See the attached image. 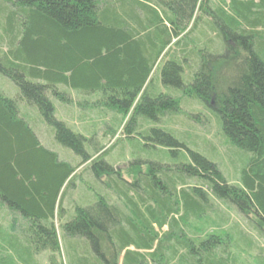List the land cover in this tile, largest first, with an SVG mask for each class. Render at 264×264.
Segmentation results:
<instances>
[{
	"label": "trees",
	"instance_id": "trees-1",
	"mask_svg": "<svg viewBox=\"0 0 264 264\" xmlns=\"http://www.w3.org/2000/svg\"><path fill=\"white\" fill-rule=\"evenodd\" d=\"M210 3L6 0L3 4L11 33L9 48L3 47L7 38L0 39V74L19 93L14 98L0 93V202L13 214L6 230L0 224V234L23 243L18 253L22 264H40L34 257L30 260L32 252H49L50 264H57L55 220L64 213L78 166L93 159L90 141L56 117L54 101L69 103L64 90L70 88L103 92L119 119L130 118L123 125L126 139H139L174 156L184 149L189 156V161L173 167L150 162L147 174L141 171V161L133 162V181L128 183L120 181L117 170L103 159L107 152L102 148L101 158L85 169L93 177L90 185L97 201L93 204L96 199L87 193L73 218L62 226L70 238L90 241L91 249L85 246L82 251L86 264H118L120 258L122 264H238L230 251L234 246L236 251L264 255L247 235L245 247L233 243L230 231H240L239 225H233L218 204L236 210L260 230L264 227V0H218L213 10ZM196 43L212 48L197 54ZM220 47L215 65H209L207 51ZM223 51L230 55L226 63L221 60L227 57ZM158 69L164 89L184 96L164 93L159 81L150 88ZM190 98L217 105L214 110L224 134L244 152L231 164L234 184L218 163L190 151L168 131L136 129L138 118L158 121L166 113L179 112L182 100L190 103ZM22 103L38 108L52 126L55 141L79 158L78 166L41 142L20 115ZM121 123L117 121L118 127ZM186 179L197 180L199 186H189ZM108 190L117 194L125 209L109 203Z\"/></svg>",
	"mask_w": 264,
	"mask_h": 264
},
{
	"label": "rangeland",
	"instance_id": "rangeland-1",
	"mask_svg": "<svg viewBox=\"0 0 264 264\" xmlns=\"http://www.w3.org/2000/svg\"><path fill=\"white\" fill-rule=\"evenodd\" d=\"M201 1L203 3L205 0ZM4 3H6V0H0V39L7 38L6 44L3 47L9 48L11 26L9 27V24H7V18L9 17L8 13L6 12V14H4L5 10L4 12L2 11ZM216 3H218V0H211L210 5L212 10L215 9ZM203 29L204 28H201L200 31L202 32ZM208 39H212V36H209ZM195 45V52L197 54L203 53L202 50L204 49L212 48L211 46H208V44L204 46L205 48L199 46L197 43ZM218 49L219 50L214 49L207 51L208 54L205 59L211 66L215 65L214 60L220 55L218 53H220L221 47ZM221 55H227L226 59H221L223 63H226L230 58V55L227 52L223 51ZM154 73L156 74L154 75ZM154 73V81L152 82L153 86L151 85L150 88H154L158 81L160 82V87H163L160 81L161 70H155ZM186 75L187 74H185V76ZM185 79L189 81L188 76H186ZM159 89L155 92L158 93ZM0 93L6 97L14 98L19 91L12 81L0 74ZM64 93L69 95V103L54 101L56 117L65 122L75 133L83 135L90 141L88 147H90L93 159L83 166H78V163L80 162L77 160H79V158L75 159L76 155H74L70 149L63 147L55 141L52 126L45 123L37 107L22 103L19 105V111L20 115L27 119L33 129L40 136V140L44 145L57 152L60 158L68 160L71 164L78 166L75 173L76 176L73 177L72 180L74 186L69 189L68 200L65 202L64 213L62 214V217L58 214V219L55 220V227L57 228L60 246V252L55 254V258L57 264H86V257L82 251L85 246L91 249L90 241L85 238L84 240L70 238V236L63 232L62 226L68 223L76 214L75 207L84 203L82 200L83 196L85 197V195H88L87 193L93 194V190L91 189L93 187L90 185L93 184V177L90 172L86 173L85 169L91 166L93 160L101 158L102 153L99 154V152L102 151V148H104L103 152H107V154L103 155V159L117 170L121 177L120 181L124 180L128 183L133 181V175H131L134 170L132 167L135 166L133 162L141 161V168L143 167L141 171H143L144 174H147V171L151 168L150 162H154V164H162L165 162L173 167L180 165L183 162L186 163V159L189 161V156L184 149H181L179 153H177L178 155L174 156L169 151L162 148L153 149L150 146H146V143H142L139 139H126L123 125H126L130 118L128 116H121V119H119L118 113L111 107V102H109L107 98H104L106 96L103 97V92L95 91L87 93L80 90H72L70 88L67 90L65 89ZM164 93L169 95L175 94L177 97L184 96V94L173 88H165ZM183 100L179 112L166 113L163 117H159L158 121L149 118H145L144 120L138 118L136 129L140 132L150 127H160L168 131L190 151L196 152L206 159L218 163L222 172L225 171L229 182L234 184L236 182V179L234 178L235 169L231 164L236 163L239 160V154H244V152L233 145L224 134L223 129L221 128V119H219L218 113L214 110L217 105L205 104L197 98H195V100L190 98V103H186ZM115 118H118V122H122V127H118ZM123 118L124 120L122 121ZM114 127L117 128L114 129ZM163 155L165 160L163 159ZM102 180L108 182L107 178H103ZM186 180L189 186H199L197 180ZM107 192L109 194V203L111 205H116L121 210L125 209L124 202L119 199L115 192L111 190H108ZM93 198L96 199L93 203L95 204L98 199L96 191L93 194ZM218 204L221 210L232 218V224L239 225L240 231H242V233L239 230L238 232L230 231L233 234L232 241L234 244L236 243L241 246V248L245 247L246 244L243 241V236L247 235L258 247L264 249V227L261 228V231L253 224V222L249 221L243 215H240L236 210H233L220 202ZM12 216L13 214L10 213L9 215V210L0 202V224L3 226L4 230L8 228V223ZM252 219L255 218L252 217ZM23 229L24 227L20 228L21 231H23ZM163 231L166 232V228L163 229ZM163 231L158 232L164 233ZM22 249L23 243L21 241L14 240V238L8 233L0 234V260L2 259V264H4L3 262L6 260L7 262L9 261V263L13 262L12 264H22L23 262L20 260L18 254ZM233 250L230 251L238 257V264H264V255H259L257 251H249L250 254H248L242 250L236 251L235 246L233 247ZM93 254L94 257L99 258L97 254ZM220 254L221 253L218 251V256ZM49 255V252H41L39 254L32 252L29 257L30 260H33L34 257V259L38 260L40 264H50ZM100 261H102V259H100ZM25 264L35 263L26 262ZM118 264H122L121 258Z\"/></svg>",
	"mask_w": 264,
	"mask_h": 264
},
{
	"label": "crops",
	"instance_id": "crops-1",
	"mask_svg": "<svg viewBox=\"0 0 264 264\" xmlns=\"http://www.w3.org/2000/svg\"><path fill=\"white\" fill-rule=\"evenodd\" d=\"M92 181H93V179H92Z\"/></svg>",
	"mask_w": 264,
	"mask_h": 264
}]
</instances>
